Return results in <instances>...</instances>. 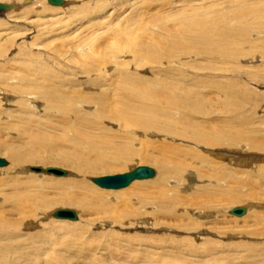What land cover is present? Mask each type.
I'll return each mask as SVG.
<instances>
[{
	"label": "rangeland",
	"instance_id": "rangeland-1",
	"mask_svg": "<svg viewBox=\"0 0 264 264\" xmlns=\"http://www.w3.org/2000/svg\"><path fill=\"white\" fill-rule=\"evenodd\" d=\"M42 1L34 2L33 7L28 10L29 13L26 8L23 10L24 12L26 10L25 13H27L21 18V21L24 20L23 23L14 25L12 23L4 25L2 21L0 23V157L7 162L6 167L0 168L1 177L3 175L5 179L9 178L11 175L10 170L14 166V160L12 159L14 154H11L12 151L8 149V146L14 145L21 151H26L25 148L27 149L28 144L22 138L23 134L20 131L21 125L22 127L25 125L23 120L29 118L34 123L37 118L43 122L46 121L50 124L46 129L48 128L47 130L55 136L59 135L63 121L68 120L66 116H62V114L57 112L60 109V106L57 105L59 102L54 103L55 107L52 111L53 113H51L48 108L49 102L40 94L46 91L48 81L53 85H60L58 87L61 89L60 92L66 91L69 97L77 100L80 110L69 114V117H71V120H78L85 118L88 115L87 113L90 112L89 110L94 109L91 107L94 106L96 111L95 105L97 102L92 96L96 97L100 93H107L110 99L116 102L121 98L119 95L127 93L118 90L121 82L117 76L120 71L126 72L131 76L142 77L146 82L162 81L174 84L181 90L195 92L204 97L206 101L213 102L210 109L213 110L214 114L221 109L220 105L225 103L224 91L231 89V87H244L249 84L248 87L254 91L258 103L247 99L249 104L244 108L241 118L242 122H234L233 124L237 123L236 126L242 128L244 131L242 134L252 137V141L246 142L242 149H245L253 156L258 155L257 153L260 156L263 155L261 152H254L250 149L257 144L254 141L264 142V85L258 86L257 83L252 82L247 84L246 82L249 79L237 74L244 73L246 75L248 73L247 67L245 66L239 72L236 71L237 67H234L237 65L243 67L246 57H242L241 61L238 59L239 63L238 61L232 62L229 60L232 63L225 61L222 58L223 55L218 54L207 57L193 55L188 58L182 55L181 52L178 53L179 50L175 52V50H170L166 47L168 46L166 43L169 42V40L168 42L165 41L167 34L178 36L181 41L188 43L187 45L192 47V44H190L192 42L190 40L191 31L185 26L187 22L203 25L206 28L207 26L204 24L203 19L212 20L213 18L214 20L216 18V24L223 27V18L230 13V7H232L230 2L232 0H166L168 4L162 6L157 16L143 18L149 22L144 23L147 26V30L137 34L136 40L141 43V50L135 44L130 45V48L129 46H117L122 39L118 38L115 30L125 23V21H121V17H117L122 10L112 11L110 10L111 6H109L100 11H95V9L85 11L79 9L78 6H74L73 0H71V6H67L68 8L52 9L47 6L48 3ZM113 1L116 2V0ZM246 1L252 4L257 0ZM261 1L264 2V0ZM85 2L82 1L80 3ZM200 7L204 9L201 10ZM176 12L180 15H176ZM212 14L214 15L212 16ZM219 15L223 16V18ZM108 17H110L109 20ZM0 19L2 20V18ZM153 19H166L167 21L159 27H153L154 25L150 23ZM32 20L34 22L28 24ZM218 20L220 23H218ZM125 26L127 25L125 24ZM245 27L257 30L263 28L264 25L258 27L249 23ZM155 33L165 40L155 39ZM254 33H256L253 38L256 42L255 45L260 46L264 35H259L257 31H254ZM166 38L168 39L169 37ZM129 39H125L123 42L126 43ZM234 39L239 44L241 43V38ZM156 41L164 43L161 44L163 49L154 51L150 48ZM244 46V51H246L247 46ZM195 49L198 48L195 47ZM263 51V48L255 50L254 56L250 58L256 60L257 57H261L260 55L264 54ZM137 52L139 55H137ZM197 53L199 54L198 51ZM100 57H103V59L100 60ZM150 57H153V59ZM123 58L126 63H124ZM122 61L124 65L120 64ZM254 66L255 68H263L264 60L255 62ZM64 77L66 80L74 79L72 85L63 83ZM59 78L61 79L60 81L58 80ZM79 80L83 81L82 83L93 80V83L96 84L91 85V89L87 87L86 90L85 87L76 85ZM21 86H25V89L28 88L30 91L36 89L40 93L30 92V95L22 98L17 90ZM92 87L94 92L91 91ZM4 96L12 97V100L7 103L3 100ZM257 96L260 98H257ZM134 102L141 103L138 99ZM86 107H89V109ZM189 116L190 114L187 113V117ZM211 116L203 120L196 117L193 121L218 124L219 121L215 120L216 117L214 115ZM222 119V121L226 120V118ZM98 125L96 124V129L92 130L93 133L101 132L100 128H102L107 132H109L108 129L113 131V133H109L113 134L117 140H120L123 136V133L119 131L121 127L118 122L105 120ZM124 127L125 130L127 126ZM35 128L33 125L32 129L34 130ZM54 131L57 132L55 133ZM125 131H129V127ZM136 131L131 134L130 138L125 139V142L129 139L137 138L136 134L138 131ZM138 138L140 143L145 146L138 145V147L136 146L137 150L140 153L143 152L141 155L146 156L158 157L159 155L153 151L157 153L156 149L160 143L167 142L172 144V148L181 151H185L186 149L184 148L190 146L185 144L182 146L180 142H171L166 138H157V136L150 134ZM61 143L65 144L62 140ZM199 151L202 152L203 149ZM36 155L37 160L35 162L26 161L24 163L23 161L24 164L22 163L20 167H57L68 172H74L72 171L74 170L72 165L64 163V160L62 161L54 150H47V148L37 149ZM139 159V157H135L131 160L122 161V163L120 162L117 165L111 164L107 166L108 168L105 167L86 177L92 188L102 194L104 193L105 203L100 204L106 207L105 211L100 214H93L80 205L72 207L63 201L55 200L53 197H56V194L52 193L54 191L47 189V195L52 201L50 209H35L33 214L35 219H31L27 223H34L37 227L29 226L28 229V226L25 225L14 234V239L2 241L10 248L8 257H11L13 261L7 258L3 260L1 257L0 263H26L24 253L28 252L27 250H32L34 254L44 251L48 263L49 259H52L53 263L64 264H264V236L261 234L254 236L250 234L253 232L252 219L245 220V217L237 219L236 215H229L230 213L228 212L230 211L229 209L235 207L243 209L246 205L249 207L247 212H255L251 208V206L256 204L253 200L264 194V186L257 188L250 181L245 180V175L242 172L250 168L241 167L239 171L241 174H236L231 164L222 162V165H226L227 168L221 169L216 167L217 165L215 164L218 161L214 157L205 156L203 162L209 167V173L214 170L221 174L225 173L223 180L217 182L212 177L213 175L205 171L210 176V179L196 178V185L189 187L190 189L187 188L189 183L186 178L180 180L179 183H172L168 187L167 194L176 193L180 202L175 206H171L173 202H166L170 211L169 215H166L165 212H159L152 208L154 206L140 205L133 199V196H137L133 194L136 191L153 192L155 190L153 182L157 181L156 174H158V170L156 165L154 163H143ZM229 161L232 162L233 158L229 157ZM191 163L195 164L192 161ZM139 166L152 168L156 177L150 180L136 181L128 188L120 191L104 190L90 181L96 177L126 173ZM197 167L200 169V165H197ZM21 177L19 181L35 180L45 187L52 181L60 180V178L57 179L51 175L42 176L30 171L29 174L27 173ZM254 178V176H250L249 180L254 181ZM207 180L209 181L207 182ZM203 188H213L210 195L211 197L214 195L220 201L217 207L201 209L197 206L189 205L188 200L195 194H200ZM256 205H261V203ZM54 209H70L77 213L78 220L57 221L53 217L42 220L43 217H48ZM217 209L222 210V213L218 212ZM128 210H130V213H128L129 217L121 220L122 215L120 214L128 212ZM211 211L215 212L205 219V223H201V227L207 231L206 238H210L211 241L214 240L216 244L210 245V243L201 242L202 239L195 242L191 239L195 237V233L191 231L193 223H196L193 213L205 212V217ZM118 216L119 218H117ZM30 235L33 239L29 238L31 237ZM42 236L44 239L51 236V242L44 245ZM205 251L207 254L205 253L204 256H201ZM31 255H33L32 252Z\"/></svg>",
	"mask_w": 264,
	"mask_h": 264
},
{
	"label": "bare ground",
	"instance_id": "bare-ground-1",
	"mask_svg": "<svg viewBox=\"0 0 264 264\" xmlns=\"http://www.w3.org/2000/svg\"><path fill=\"white\" fill-rule=\"evenodd\" d=\"M37 1L39 0H0V18H2V20L0 19V23L1 21L4 25L6 23H12L13 25L16 23H23L24 20L21 21V18L23 17V15H27V13H25L26 10L25 12L23 10L26 8L28 12V10L33 7V3ZM43 1H45V3H48V5H46L52 9H58L62 7L68 8L67 6L71 3V0H61L60 5H53L49 2V0ZM82 1L87 2L80 3ZM260 1L261 0H257L251 4L250 2L248 3L246 0H232V2H230L232 4V7H230V13H225L226 15L224 18L223 16L219 15L221 18H223V27L216 24L215 17L214 20L212 18V20L215 22H213L212 20L203 19L204 24L207 26L206 28L203 25H196L192 24L191 22H187L185 26L188 27L191 31V39H188L192 41L190 43L192 44V47L187 45L188 43L186 44L184 41H181L178 36L172 34H167L166 37L169 38L167 39L165 37V40L164 38H161L155 33V39H164L167 42L169 40V42L166 43L168 44V46L166 47H168L170 50H175V52H178L179 50L178 53L181 52L182 55L188 58L192 57L193 55H203L207 57L210 55L218 54L223 55L222 58L225 61L231 60L232 62L238 61L239 63V60L242 57H246V62L243 67L239 65L234 67H237L236 71L239 72L246 66L248 69V73L246 75L244 73H237L238 76L247 77L249 79V81L246 82L247 84L252 82L257 83L258 86L264 85V67L255 68L254 66L255 62H261L262 60H264V54L260 55L261 57L256 56L257 61L250 58L254 56L253 53L255 50L262 48L264 50V38L262 39V37H260L262 39V42L260 43L261 47L259 45L256 46V42L253 40L256 34L254 33V31H257L258 34L261 36L264 35V27L257 30L252 29L250 27H245L249 23L250 25L253 24L258 27L264 25V2L261 1V3ZM167 2L168 1L166 0H116V2H114L113 0H73V4H75L74 6H78L79 9L85 11L89 9H95V11H100L104 10L105 7L109 6H111L110 10L112 11L117 12L118 10H122L117 17H121V21H125V23L121 27L119 26L117 29L115 28V32L117 33L118 38L122 39L119 41V44L116 45L129 46L130 48V45L135 44V46L140 48V50L141 43L139 41L137 42L136 40V38L138 37L137 34L139 32H145L147 30V26L144 23L149 22L145 21L143 18L147 16H157L162 6L168 4ZM215 3L217 2L215 1ZM200 9L203 10L204 8L200 7ZM176 15L180 14L176 12ZM213 15L214 14H212V16ZM110 17H108V20L110 19ZM219 20L218 23H220ZM166 21V19H153L150 21V23L151 25H154L153 27H159L163 25ZM30 22L34 21H29L28 24ZM135 22L137 25L135 24ZM125 24L127 26H125ZM18 27L20 28V26ZM257 37L259 36L257 35ZM234 38H241V43L239 44ZM125 39L129 40H127L125 43L123 42V40ZM156 43H154L150 48H152L154 51L163 49V46L161 45L164 44L163 42L156 41ZM193 45L198 49H195ZM244 45L247 46V50L249 51H244ZM197 51L199 52V54L197 53ZM138 52L137 55H139ZM119 58L121 59L120 56ZM150 58L153 59V57ZM102 59L103 57H100V60ZM113 59L115 60V58ZM121 63L124 65V63L126 62L124 60V63L123 61L120 62V64ZM105 74L107 75V73ZM117 77L121 82L118 90H121L123 93H127L122 94L121 96L119 95V97L121 98L118 99L116 102L110 99L109 94L107 93H100L98 95L95 94L97 95L96 97L91 95L94 99H96L95 101L97 102L95 105L96 111L95 107L93 106L91 108L94 109L89 110L90 114L87 113L88 115L92 116L86 115L85 118H80L78 120L72 119L73 121L71 120V117H69V114L79 112V104L77 103L76 99L69 97L66 94V91L60 92L61 89L58 88L60 85H53L48 81L47 89L43 93L38 92L36 89L32 91H30L28 88L25 89L26 85L21 86L19 87V89H17L18 93L22 98L26 97L27 95H30V92L40 93L47 100V102H49L48 108L50 109L51 113H53L52 111L55 107L54 103L59 102L57 105L60 106V109L57 110V112L62 114V116H66L68 120L63 121L61 131L58 136L51 134L49 130H47L48 128L46 129V127L50 125L46 121L45 123L41 120H38L37 118L35 119L34 123L29 118L27 120H23L25 121V125L23 127L21 125L20 131L23 134L22 138L26 140V143L28 144H26V151H21V149H19L18 147L16 148V146L14 145H12L13 147L8 146V149L12 151L11 154H14L12 156V159L14 160V166L10 170L11 175L9 178L5 179L3 175L2 177L0 176V258L2 257L3 260L7 258L10 259V261H13L11 260V257H8V250L10 248L7 247V244L2 243V241H10L14 239V234L17 233V231L25 225L28 226V229L29 226H32L33 228H35L34 226L37 227V225L34 223H27V221L35 219V216L33 215L35 209H50L52 201L51 198L47 195V189H51L54 191L52 193L56 194V197H53L55 200L63 201L72 207L80 205L84 209L92 212L93 214H100L105 211L106 207L105 205L100 204L105 203V198L103 195L104 193L102 194L101 192L92 188L88 183L86 177L89 174H93L98 170L110 166L111 164L117 165L120 162L122 163V161L131 160L135 157H139V160L143 163H154L157 167L158 174H156L157 181L155 180L153 182L155 190L153 192L136 191L133 194L137 196H133V199L140 205L149 207L154 206L152 208L159 212H165L166 215H169L170 213L169 205L166 204V202H173L171 206H175L177 203L180 202V200L177 199L176 193L171 195L167 194L168 187L172 183H179L180 180L186 178V181L189 183V185H185H187V188H189L191 186L196 185V178L210 179V176L205 173V171L209 173L210 169H208L209 167L204 164L205 162H203V159L207 155L208 157H214L215 160L218 161L216 162L217 164H215L218 168H227L226 165H222V162L226 164H231V167L234 168V172H236V174H241L239 173L241 167L245 169L250 168L242 172L245 175V180L250 181L253 186L257 188L264 186V142L254 141L257 144L254 148L250 149L254 152H261L263 153V155L260 156V154L257 153L258 155L253 156L249 154L245 149H242V147L245 145L246 142L252 141V137L248 136L247 134H242L244 132L242 128H238V126H236L237 123L235 125L233 124L234 122H242L241 118L244 108L249 104L247 99L258 103L254 91L248 87L249 84L244 87H231V89H227L226 91H224L225 103L224 105L221 104V109L216 112V114H214L213 110L210 109L213 102L206 101L204 97L196 94L195 92L193 93L184 91L179 89L174 84H169L162 81L154 83L146 82L142 79V77L131 76L130 74L121 71ZM58 80L60 81L61 79L59 78ZM73 80L74 79L66 80L65 78L63 79V83H69L68 85H72ZM80 80L77 81L76 85H81L83 86V88L85 87V89L87 87L91 89L90 86L96 84L93 83V80L95 79L84 81L85 83H82L83 81L81 82ZM91 91H93V87ZM257 98L260 97L257 96ZM136 99L140 100L141 103L134 102ZM3 100L9 103V101L12 100V97L10 98L8 96H4ZM86 108L89 109V107ZM187 113L190 114L189 117H187ZM211 115H214V117H216L215 120L219 121L218 124H209L206 122L197 123L198 121H193V119L196 117L202 118L203 120L204 118L206 119L208 117H212ZM222 118H226V120L222 121ZM105 120L115 121L120 124L121 128L119 131L120 133H123V136L120 140H117L113 134L109 133H113V131H111L110 129H108L109 132H107L99 127L101 132L97 131V133H93L92 130L96 129V124L98 125L100 122ZM33 125L36 127L34 130L32 129ZM124 126H127L126 129L129 127V131H125L126 129L124 130ZM135 131L137 132V138L129 139L127 140V142H125V139L130 138L131 134ZM148 134L155 135L157 136V138H166L171 142H180L182 146L184 144L190 146L186 148L182 147L186 150L181 151L179 149L172 148V144H168L167 142L160 143L156 149L157 153L156 151H153L155 152V154L159 155L158 157L141 155L143 152L140 153L137 150V147L138 145H145L140 143V139L138 137L145 136ZM61 140L64 141L65 144H62ZM44 148H47V150H54L55 154L59 156L62 161L64 160V163H70L72 165L74 169L72 171L74 172L67 171L66 176L51 175L53 177H56L57 179L60 178V180L52 181V183L48 184L47 187L43 186V184L35 180H27L24 182L19 181V178L22 175H25L27 173L29 174V168L32 167H20L23 161L24 163L26 161L35 162L37 160V149ZM200 149H203V151H199ZM229 157L233 158L232 162L229 161ZM191 161L195 164L191 163ZM197 165H200V169L197 167ZM6 166L7 164L1 166L0 168ZM216 167L214 166V168ZM190 169L193 170L190 171ZM236 169H238V171H236ZM30 172L35 174H41L42 176L50 175L44 172ZM186 174L188 175L186 176ZM209 174L213 175L212 177L217 182H221L224 176L226 175L225 173L221 174L220 172L215 170ZM74 176L76 177L74 178ZM156 176L154 171L152 178L144 180H134L129 184V186L136 181L139 182L150 180ZM250 176H254L255 180H249ZM90 181L92 182V179ZM208 181L209 180H207V182ZM129 186H127L126 188H128ZM211 187L213 186L211 185ZM123 189L109 191H120ZM212 189L203 188L200 191V194H195L191 199L188 200L189 205L197 206L201 209H211L213 207H217L220 201L217 200L214 195L213 197H211L210 194L212 193ZM253 201L256 202V204L261 203V205L254 204L253 206H251V208L254 209L255 212H247L249 207L246 205L244 208L242 206V208L244 209V213L240 216H236L237 219H241L243 217H245V220L252 219L253 232L250 234L253 236L261 234L264 236V194L259 195ZM233 209L234 208L229 209V215H234L231 213ZM59 210L70 209H54L53 211H51V214H49L48 217H43L42 220L47 219L49 217H53L57 219V221L78 220L77 213H75L74 211L73 212L76 215V219L74 220L68 218L54 217V213ZM217 211L222 213V210L217 209ZM213 212L215 211L209 212L205 217V212L199 213L200 215L197 213H193V215H195L194 217L196 220H194L196 223H193V226L191 227V231L195 233V237L191 238L192 240L196 242V240L202 239L201 242H206L207 244L210 243V245L216 244L214 240L211 241L210 238H206L205 235L207 234V231L201 227V223H205V219H207L209 215H213ZM128 213H130V210H128V212H122V214H120L122 215L121 220L128 218ZM14 217L16 218L13 219ZM117 218H119V216ZM248 234L246 235L250 236ZM29 238L31 239L32 236ZM42 239H44L43 236ZM50 242L51 236L47 237L43 241L44 245L49 244ZM27 251L28 252L24 253V259L26 263L23 264H64L53 263L52 259H49L48 263V260L45 258L46 253L44 251L35 254L32 250ZM31 252L33 253V255H31ZM205 253L207 254V252L205 251L201 256H204ZM0 264L19 263L9 262Z\"/></svg>",
	"mask_w": 264,
	"mask_h": 264
},
{
	"label": "water",
	"instance_id": "water-1",
	"mask_svg": "<svg viewBox=\"0 0 264 264\" xmlns=\"http://www.w3.org/2000/svg\"><path fill=\"white\" fill-rule=\"evenodd\" d=\"M49 2L53 5H60L61 0H49ZM1 12V6H0ZM7 162L3 158L0 157V167L6 165ZM30 171L33 172H44L46 174L54 175V176H66L67 171L57 168V167H30ZM154 171L150 167L141 166L137 167L131 172L120 174V175H113V176H104V177H96L92 179V183L99 188L108 189V190H118L123 189L129 186V184L134 180H144L152 178ZM243 209L241 208H234L231 213L237 216L243 214ZM54 217L56 218H68L71 220L76 219V215L71 210H59L54 213Z\"/></svg>",
	"mask_w": 264,
	"mask_h": 264
}]
</instances>
